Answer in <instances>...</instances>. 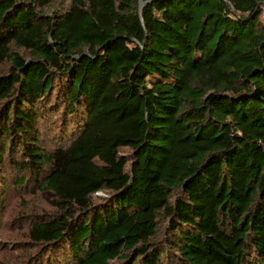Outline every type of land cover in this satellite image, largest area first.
Segmentation results:
<instances>
[{"label":"trees","instance_id":"1","mask_svg":"<svg viewBox=\"0 0 264 264\" xmlns=\"http://www.w3.org/2000/svg\"><path fill=\"white\" fill-rule=\"evenodd\" d=\"M69 1L0 0V171L57 209L40 264H264V0Z\"/></svg>","mask_w":264,"mask_h":264},{"label":"rangeland","instance_id":"2","mask_svg":"<svg viewBox=\"0 0 264 264\" xmlns=\"http://www.w3.org/2000/svg\"><path fill=\"white\" fill-rule=\"evenodd\" d=\"M50 1L54 9L70 5L69 0ZM45 139L46 149L53 148L50 136L45 135ZM121 153L128 160L130 168L133 151L124 148ZM24 175L30 182L16 187L15 180ZM31 178L26 171L20 172L9 164L0 171V264H40L39 259L44 253L43 244H38L29 237L30 227L38 222L39 216L54 214L57 209L46 200ZM105 195V191H100L93 196L94 201Z\"/></svg>","mask_w":264,"mask_h":264},{"label":"water","instance_id":"3","mask_svg":"<svg viewBox=\"0 0 264 264\" xmlns=\"http://www.w3.org/2000/svg\"><path fill=\"white\" fill-rule=\"evenodd\" d=\"M147 2H148V0H140L141 7H143Z\"/></svg>","mask_w":264,"mask_h":264}]
</instances>
